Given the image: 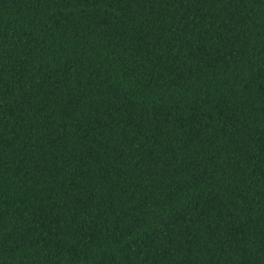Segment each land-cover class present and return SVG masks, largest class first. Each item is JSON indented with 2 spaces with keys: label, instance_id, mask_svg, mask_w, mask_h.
<instances>
[{
  "label": "trees",
  "instance_id": "obj_1",
  "mask_svg": "<svg viewBox=\"0 0 264 264\" xmlns=\"http://www.w3.org/2000/svg\"><path fill=\"white\" fill-rule=\"evenodd\" d=\"M0 264H264V0H0Z\"/></svg>",
  "mask_w": 264,
  "mask_h": 264
}]
</instances>
